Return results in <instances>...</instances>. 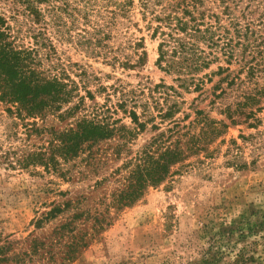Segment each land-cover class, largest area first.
Here are the masks:
<instances>
[{
	"label": "rangeland",
	"instance_id": "1",
	"mask_svg": "<svg viewBox=\"0 0 264 264\" xmlns=\"http://www.w3.org/2000/svg\"><path fill=\"white\" fill-rule=\"evenodd\" d=\"M177 1L149 0L145 15L139 0H40L35 16L24 0H0L7 41L69 94L36 118L0 103V264H264V98L238 107L264 87V63L247 76L264 53V0H205L241 37L230 65L217 47L186 87L190 75L157 63L151 21ZM83 123L111 135L70 156ZM166 148L182 159L120 206L136 166Z\"/></svg>",
	"mask_w": 264,
	"mask_h": 264
},
{
	"label": "trees",
	"instance_id": "2",
	"mask_svg": "<svg viewBox=\"0 0 264 264\" xmlns=\"http://www.w3.org/2000/svg\"><path fill=\"white\" fill-rule=\"evenodd\" d=\"M21 1L25 2V10L29 15L38 16L32 4L33 1L40 0ZM139 1L146 15L148 12L146 10H149V0ZM158 1L162 2V0ZM121 6L123 7L124 4ZM151 21L157 23L153 34L161 38L158 45L157 63L159 65L166 64L168 70L171 69L182 76L190 75V80L186 78L181 80L185 87L188 86L186 85L187 81L195 82L191 76L193 72L206 69L210 65L209 57L215 59L217 47L225 56L227 65H230V61L234 59V48L241 37L239 24L229 23L235 33V37L232 38L230 31H226L220 24L218 16L206 7L205 0L173 2L163 7L158 13H152ZM9 37L6 32L0 30V103L9 105L7 113L18 119L43 117L46 110L51 109L54 105L58 107L60 104L66 103L69 100V94L66 92L65 86L54 78L40 77L36 70V57L32 50L22 49L13 42H8ZM201 45L206 46L209 51L206 52L201 48ZM256 55L261 56L262 62L259 59L260 63L257 62L248 67L247 76L251 78L258 72L260 64L264 63L263 50L256 52ZM218 70V74H221L228 69L219 68ZM194 88L198 89L200 85L195 83ZM261 97L264 98V87L259 88L256 94L245 95L244 102L238 107L241 109L257 104ZM252 114V111H249L247 116ZM130 118L139 129L144 128L143 123H138L134 112L130 113ZM220 126L226 128V125L222 123ZM211 128L213 134L220 133L216 127L212 126ZM111 132L101 126L83 123L80 135L75 133L73 134L75 136L69 140L71 143L67 149L70 156H73L80 144L88 138L89 140L106 139L111 135ZM181 159L182 152L177 148H166L162 155H158L153 160L151 156H147L142 165H137L131 174L127 192L123 193L118 201L120 206L132 204L144 187L162 182L168 174V166L176 165ZM57 212L58 210H52L48 216L55 215ZM256 229H261V232L264 233V217ZM253 232L256 230L253 229ZM214 261L215 259L204 258L198 264H213Z\"/></svg>",
	"mask_w": 264,
	"mask_h": 264
}]
</instances>
